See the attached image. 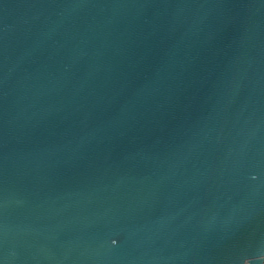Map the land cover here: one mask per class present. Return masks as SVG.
Listing matches in <instances>:
<instances>
[{
    "label": "water",
    "instance_id": "1",
    "mask_svg": "<svg viewBox=\"0 0 264 264\" xmlns=\"http://www.w3.org/2000/svg\"><path fill=\"white\" fill-rule=\"evenodd\" d=\"M0 264H264V0H0Z\"/></svg>",
    "mask_w": 264,
    "mask_h": 264
}]
</instances>
